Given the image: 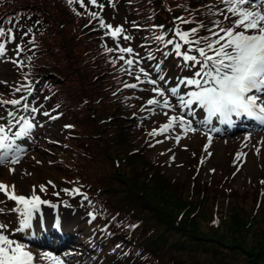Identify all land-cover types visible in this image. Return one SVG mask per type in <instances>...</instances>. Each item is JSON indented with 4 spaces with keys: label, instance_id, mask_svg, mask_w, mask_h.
I'll return each mask as SVG.
<instances>
[{
    "label": "rangeland",
    "instance_id": "374dc122",
    "mask_svg": "<svg viewBox=\"0 0 264 264\" xmlns=\"http://www.w3.org/2000/svg\"><path fill=\"white\" fill-rule=\"evenodd\" d=\"M170 1L173 7H180L177 0ZM191 2L204 5L214 2V0H196ZM184 5L183 3V6ZM10 6H17V8L26 6L37 13L40 19V23L37 27L40 32L36 37L34 51L35 54H39L38 57L50 53V61L49 63L44 62L46 65H38L35 61L33 64L37 66L36 70H50L48 73H52L54 81L56 76L59 77L56 80L59 89L55 91H59L58 94L61 97L62 89L67 90L70 94L67 104L73 105L75 109H71L75 112L78 111V114L76 116L74 111L69 112V114L75 113V118H71L72 127L69 130L70 138H68V132L65 131L62 138L59 139L57 135L60 134L58 130L61 120H50L48 117L43 118L41 115H37V126L33 130L35 135L32 137V144L34 143L38 146H32V149L27 150L25 155L21 156L17 164H6L9 165V167L5 170L0 167V183L11 186L12 184L9 179H12L13 184L20 189L26 190L28 189V185H33L39 180L48 181L47 178L51 177L54 179L53 181H59L57 184H61L50 187L51 181L48 184L49 190L72 187L73 184H76L75 181L80 180V178L75 176L78 173L71 174L64 169L60 170L56 165L58 163L56 161L65 160L67 158L69 148L73 147V137L71 134L95 132L99 139L95 138L96 145H90L88 147L92 148L93 153L91 157L87 159L93 164V167H90L87 171L96 175V177L98 176L104 181V184L108 185L109 189L113 192L111 197L114 203L117 204V202L123 201L125 197L136 202V206L139 209L136 214L137 219H139V217L142 219V214L151 216L145 209L149 208L152 211L151 214L154 216H159L157 214H160V216L164 214V221L170 219L174 220L178 211H175L173 202L168 201L170 200L168 193L171 192L175 194L183 203L189 202L190 193L199 191L200 188L203 187L201 183H205L207 186L205 188L208 195L209 193L217 192L225 187H232V189L242 192V198L247 202V206L250 205L252 199V182L257 179L264 181V126L257 125L254 130L238 129L235 131L228 126L225 127V130H228L225 135L220 133V131L210 132L206 135L204 134L206 130L182 133L176 128L172 132L165 134L171 137L169 139H165L164 135L156 136L159 140L164 141L163 143L151 141L148 137L146 138V131L138 128L135 118L137 112L134 111L140 110V114L146 113L145 117H149L150 114H153L155 120L160 122L164 121V123H166L167 117L163 114L165 110L157 109L155 112L141 111L142 106L153 96V93L141 91L139 89L133 90L123 88L124 82L133 83L135 79L133 77V81L131 79L126 81L124 79L125 76L119 75L121 72H118L117 69L123 65V61H121V63L117 61L118 63L115 67L110 65V63L106 64L104 57L109 56V53L105 52V48L102 45L99 48L95 36L96 28L93 23L89 24V20H83L82 16L77 15L68 4V0L67 2L66 0L65 2L64 0H0V10L7 9ZM198 6L199 5H193L194 8ZM177 13V16H179L181 14L185 15L187 12L184 10L181 11L180 8V11ZM198 18L204 19L203 15H198ZM106 19L107 24H111L113 27H124V16L122 14L112 16L108 11ZM176 23L177 21H175V24ZM85 25L89 26L85 27ZM36 31L37 29L35 32ZM72 35H76V37L80 36L78 45L76 46L74 44L76 47L75 56L70 53L71 50L75 48L72 44L73 42L70 40ZM98 36H100V34H98ZM39 37L41 38V42ZM102 41H107L109 43L114 42L109 36H105ZM120 44L122 47H132L134 52L138 53L133 47L131 40L124 41L120 38ZM44 45H46V47ZM61 47L69 49V51H66V55L62 52ZM70 47L73 48L71 49ZM56 52L57 54H55ZM124 55L127 58L128 54ZM85 56L90 59L89 62L86 61ZM31 57L34 60V57ZM112 57L115 58L116 55L114 54ZM143 66L148 71L152 70V66L148 65L147 62H144ZM25 71L26 69L24 67L21 68L14 65L12 72L5 76L2 70H0V94H2L0 98L4 100L13 99L12 97L15 94L13 95L10 93L14 87L19 86L23 77V72ZM169 74L175 73H172L171 70ZM66 75L70 78H74V80L65 81L64 77H66ZM38 79L39 78H36L35 81ZM52 86H54V84H52ZM143 87L148 88L150 86L143 85ZM118 89L122 90L118 91ZM113 93H116V95H113ZM23 94L26 93L24 92ZM40 94L41 93L36 95V93H33L29 98L30 101H35L37 104L38 101L42 100L40 105H43L46 100H43ZM51 94H53V92ZM81 95L84 98L87 97L86 100H82L83 97ZM92 99L94 100L92 101ZM82 102H85V104H82ZM48 106L53 107L50 104H48ZM53 109L54 108H51L50 111ZM175 114L176 113L173 111H168V115ZM55 115H57V113ZM204 118L205 117H203V119ZM214 121L216 120L214 119ZM73 122L74 125H76L75 129L72 124ZM160 122L155 124L157 128ZM239 122L240 121H237V123ZM197 125L198 124H194V126ZM135 126H137V129ZM177 134L181 135V139L178 143L175 139ZM248 134H250V138L245 140V136ZM209 135L212 136L210 143L208 139ZM75 142H78V140H75ZM205 145H208L207 150H205ZM22 147L24 148V146ZM169 149H171V152L168 151ZM257 149H259V151H257ZM106 150L110 151L109 154L113 155V158L107 156ZM162 152L165 154L161 155ZM172 156L175 158L170 159ZM125 159L127 161L129 159V162H126ZM131 161L135 162L131 163ZM10 167L14 168V172L10 173ZM141 169L148 170L149 172L146 171L144 174H141ZM151 172H154L155 176L162 177L166 180V183L169 182L174 187H169L165 183L159 181L160 185L157 186L158 189H155L154 182L158 180H151L146 185H143L141 181L144 175L150 176ZM79 174L85 176L83 172H79ZM91 174L88 175L91 176ZM39 194L42 195L41 193ZM57 194L60 195L59 192ZM101 195H105V193ZM114 197H116V199H114ZM54 198L56 199V203H54V205H56V210H60L63 201L58 196H54ZM191 202L193 206L196 204L202 206L206 205V209H203L207 211L206 216H196L195 221V223L197 222L198 224H206L205 222L210 214L211 207L209 201L206 204L204 202L201 203L199 198L195 196ZM79 205V202L75 204L76 207ZM129 205L132 207V204ZM122 207L113 204L114 210H116V208L119 210ZM62 209H64L63 205ZM214 209L211 210V214ZM72 217L73 216H68L67 218L70 219ZM74 218L78 219L77 215H75L73 219ZM177 220L178 217L176 216L175 221ZM62 222L63 221H61V223ZM82 222L83 220H80L75 224L74 232L71 234L72 239L69 242L74 246H80V249L63 245L64 247L59 254L54 253L46 247V234L42 232V238L36 230L35 233L38 236L36 243L27 245L21 242V244L26 245L27 250L35 254L38 258L36 264H55L50 258L42 257L43 253H50L51 255H56L61 258H63V254H70L69 260L63 258L67 261V264H99L94 248L91 249L92 258L88 260L75 256L76 251H89L92 246L83 244L77 239V235L80 232L78 225ZM0 223L5 224L2 216H0ZM163 227V224L157 226L160 230L163 229ZM7 234H9L8 230ZM251 234L252 233L249 235ZM41 244L45 246L44 249L40 248ZM82 244L84 246H82ZM223 249L227 252L229 260L226 261V264L231 261H235L237 264L238 262H240V264H252V262L248 260L252 259L253 256L250 258V252L247 253L245 249H233L232 246L229 245L224 246ZM257 257L260 260L262 259V255H258ZM237 258L238 260L236 261L235 259ZM138 261L140 264H151L150 260L145 261L144 259H140Z\"/></svg>",
    "mask_w": 264,
    "mask_h": 264
},
{
    "label": "snow or ice",
    "instance_id": "6c2138e0",
    "mask_svg": "<svg viewBox=\"0 0 264 264\" xmlns=\"http://www.w3.org/2000/svg\"><path fill=\"white\" fill-rule=\"evenodd\" d=\"M74 2L79 3L80 7H85L83 0H68L69 5ZM88 2L100 11L105 6L98 4L97 0H88ZM73 11L81 15L76 9ZM185 11L188 17H177L176 19L181 25L194 24L195 27L185 31L180 26L174 25L169 32H164L163 25H152L147 29L151 32V36L145 37V44L142 45L145 49L144 56L135 53L132 47L121 46L120 38L124 41L132 39L126 34L123 26L113 27L107 24L99 12L87 13L91 17L89 24H92L93 20L96 21L98 28L104 31V36H110L115 42V47L104 45L106 53L118 54L110 63L115 67L117 60L123 61V65L117 71L135 77V83L124 82L123 88L153 93V96L142 106L141 111L165 110L163 114L167 117V122L159 129H153L149 135L153 137L164 135L165 139H169L171 137L165 134L176 128L182 133L206 130L204 134L207 135L210 132L220 131L212 126L214 119L221 125L230 127L236 126L237 121L243 120L254 121L264 126V0H214V2L197 8L189 6L185 8ZM198 15H203L206 19H198ZM9 23L11 26L4 27L0 22V57L5 55L7 44L14 43L16 39L14 29L18 25ZM88 26L85 25V27ZM133 26L139 27L135 22ZM201 32H204V35H200ZM30 33L31 29L24 32L23 36H28ZM169 33L172 39L166 38ZM176 36H179L183 45L187 46L185 50H181L183 46L175 40ZM28 42L33 43L32 40ZM152 43L158 46L157 52L171 45L170 51L164 52L165 57L174 54L181 58V67L194 70L191 76L179 77L176 84L171 85L166 76L162 74V64L156 60V55L151 48ZM24 50L22 43L16 44L13 50L16 59H12L11 62L17 67H24V62L19 59ZM124 54H128L127 58ZM28 59L32 58L28 57ZM145 61L152 66L151 71L143 66ZM25 80L26 83L14 87L10 94L21 92L26 94L12 100L0 98V109L6 108L7 105L12 106L7 110L6 115L0 116V165L6 163L15 165L19 162L26 151L20 142L31 138V133L37 126V115H43L50 120L58 119L59 115H62L52 114L56 112L59 105L52 111H41L43 105L37 106L35 101H30L29 98L35 91L34 82L28 81L27 76ZM143 85L150 87L144 88ZM120 90L122 89H118ZM44 99L48 100L50 97L45 96ZM197 109L206 113L203 120H196ZM168 111L176 114L168 115ZM194 124L199 126H194ZM65 127L71 128L72 125H65ZM249 138L250 134L245 136V140ZM175 139L178 143L181 135L177 134ZM208 139L210 143L212 136L209 135ZM156 142L163 143L164 141L157 140ZM207 147L208 145H205V150ZM168 151L171 152V149ZM164 154L161 153V155ZM174 158V156L170 157V159ZM9 171L14 172V168L10 167ZM16 187L15 184L8 186L0 183V193H3L8 201L15 203V207L9 210L17 215V227L14 231H31L37 214H40L39 227L46 230L41 205L51 207L55 205H50L49 201L43 200L37 194L35 186L31 194L23 191L17 194ZM39 190L44 192L46 188L41 185ZM63 191L67 193L69 190L64 189ZM71 191L79 194V189ZM84 199L87 200V196ZM0 203L5 202L0 201ZM3 214L4 210L0 208V215ZM89 215L95 219L92 213ZM7 227L6 224L0 223V264H36L38 258L35 254L28 251L26 245L12 239L11 235L7 234ZM53 227L57 229L61 227L59 216ZM129 227L135 228L136 225L132 224ZM119 247L117 245V248ZM42 257L50 258L55 264H67L65 259L50 253H43Z\"/></svg>",
    "mask_w": 264,
    "mask_h": 264
},
{
    "label": "trees",
    "instance_id": "16d2710c",
    "mask_svg": "<svg viewBox=\"0 0 264 264\" xmlns=\"http://www.w3.org/2000/svg\"><path fill=\"white\" fill-rule=\"evenodd\" d=\"M177 1L179 2L180 7H173L170 0H111V4L104 2L105 6L100 12L102 15H108V11L111 15L116 14V16L124 14L126 16L125 24L132 28L131 32L135 41L137 43H145V37L151 36V32L147 29L152 25H163V31L169 32L172 20H177V17L188 16V13L177 16V12L180 11V8L181 11H185V8L189 6L191 8H194L193 5L201 6L200 4H194L191 2L196 0ZM83 2L85 7H80V4L75 2L70 6L72 10L76 9V11L81 13L80 16H82L83 20H90L91 17L87 13L93 5H91L88 0H83ZM183 3L185 4L184 6ZM203 18L206 19L205 16H203ZM37 21L40 23L37 13L26 6H20L19 8H17V6H10L7 9L0 10V22H2V26H11L9 22L18 25V27L14 29L16 37L15 42L11 43L12 47L9 48L11 50L9 64L3 63L2 73L7 76L12 72L14 65H16L11 62L12 59H16V54L13 50L15 49L16 44L22 43L25 50L21 53L19 59L24 62V68L26 71L23 72V77L19 85L27 82L25 80V76H27L28 81L34 82L36 92L41 93L40 95L43 100H45V96L50 97V99L44 102L41 111H50L51 108L56 109V106L59 105L56 112L52 113L53 115L56 113L62 114L58 118V120H61V123H59L60 127L58 131L60 134L57 135V138H62L65 131L68 132V138H70V128H66L65 125H71V118L74 119V114L76 113V116L78 114V111L75 112L71 109H75L73 105L67 104L69 102L68 96L70 94L67 90L62 89L60 97L58 94L59 91H55L59 89L58 84L56 83V80L59 77L56 76L54 81L52 73H48L50 70H36L37 66L33 64L35 61L38 65H46L44 62L49 63L50 61V53L38 57L39 54H35L34 51L36 37L40 32L38 31L39 29L37 26L39 23H37ZM133 22L139 27H134ZM92 23L95 27L97 22L93 20ZM95 28V36L99 48L101 45L104 47L105 44L109 47V42L102 41L101 39V30L97 27ZM29 29H31L30 35L23 36L24 32H27ZM36 29L38 32H35ZM98 34H100V36H98ZM200 35H204V32H201ZM22 36L23 40H21ZM166 38L170 39V33ZM29 40H32L33 43H29ZM70 40L75 47V45H78L80 36L76 37V35H72ZM44 46L46 47V45ZM157 47L156 44H151L152 51L155 53L156 58L162 56L164 58L173 59L171 54L165 57V55L156 53ZM171 47L172 46L169 45L167 49H163L160 52L164 54L165 51H170ZM61 48L64 55H66V51H69V49ZM70 48L72 49L73 47ZM141 48L144 49V47ZM75 51L76 47L72 49L70 53L75 56ZM55 54H57V52ZM113 55L114 53H109V56L104 57L106 64L110 63L113 59ZM31 56L34 57V60ZM28 57H31L32 59L29 60ZM86 61L89 62L90 59L86 57ZM110 65L113 64L110 63ZM119 75L125 76L121 73ZM36 78L39 79L35 81ZM124 79L127 81L129 77L125 76ZM64 80L69 81L74 80V78H70L66 75ZM52 84H54V86H52ZM52 92L53 94H51ZM23 93L24 92L15 93L12 98L18 99ZM86 98L87 97H83L82 100H86ZM93 100L94 99H92V101ZM48 104L53 107H49ZM82 104H85V102H82ZM71 111H74L75 113L69 114ZM41 117L45 118L43 115H41ZM72 124L75 129L76 125H74V122ZM153 127L154 123L153 121H150L147 128L140 129L146 131V138L148 137L151 141H153V137L149 135V133L152 132ZM71 136L73 137V147L69 148L67 158L65 160H57L56 162L58 163L56 165L60 170L64 169L71 174H76L77 172L78 174L75 176L80 178V180L75 181L76 184H73L72 187H64L61 189L62 191L64 189H68L69 191L70 189H79V193L81 192L80 194H82L81 196H87L88 199L86 201L90 204L94 213H97L98 227H100L99 230L104 238V240H102L104 245L99 250L103 259V264H140L138 261L140 259H144L145 261L150 260L151 264H226V261L229 260L227 252L223 247L228 245L232 246L233 249L242 248L245 249L247 253L250 252L249 257L252 258L253 256V258L248 261H251L252 264H264L263 180L257 179L252 182L253 200L251 199L249 206H247V202L242 198V192H238L236 189H232V187H225L217 192L209 193L208 195L205 188L207 186L205 183H201L203 187L200 188V192H191L189 202L183 203L179 197L175 196V194L171 192L168 193L170 199L168 201L173 202L175 211H178L176 214L178 217L177 221H175L176 216L174 217V220L170 219L164 221V214L161 216L160 214H157L159 216H154L151 214L152 211L149 208L145 209L151 216L147 214L143 215L140 211L143 220L140 217L137 219L136 214L139 209L136 206V202L125 197L123 201H116L117 204L114 203V200L111 197L113 192L109 189L108 185L104 184V181L98 176L96 177V175L87 171L90 167H93V164L87 159L90 158L93 153L92 148L88 147L90 145H96L95 138H98V135L95 132H89L83 134L75 133L71 134ZM75 140H78V142H75ZM105 152L107 156H113L109 154V150H106ZM125 161L129 162V159L128 161L125 159ZM134 162L135 161H131V163ZM146 171L149 172L148 170L141 169V174H144ZM79 172H83L86 177L81 176ZM88 174H91V176ZM47 180L48 181L39 180L37 187L39 186L40 188L41 185H44L46 188L51 181V186L61 184H57L59 181H53L54 179L51 177H48ZM151 180H158L154 182L155 189H158L157 186L160 185L159 181L165 183L169 187H174L169 182L166 183V180L162 177L155 176L154 172H151L150 176L144 175L141 182L143 185H146ZM102 193H105V195H101ZM195 196L199 198L201 203L204 202L206 204L209 201L211 205L210 214L205 222L206 224L202 225L197 222L195 223L196 216H206L207 214V211L203 210L206 209V205H192L191 201ZM114 199H116V197H114ZM4 200L7 199L4 198ZM113 204L119 205V207H122L123 205V207L119 210H117V208L114 210ZM129 204H132V207H130ZM213 209L214 211L211 214V210ZM95 221L96 218L89 220L86 224L92 226ZM132 224H135L136 227H129V225ZM160 224H163L164 226L161 230L157 228ZM102 227H106L105 230H102ZM250 233L252 234L249 235ZM117 245L120 247L117 248ZM258 255H262L261 260L258 259ZM235 260L237 261L238 258ZM228 264H237V262L231 261L228 262ZM238 264H240V262H238Z\"/></svg>",
    "mask_w": 264,
    "mask_h": 264
},
{
    "label": "bare ground",
    "instance_id": "6f19581e",
    "mask_svg": "<svg viewBox=\"0 0 264 264\" xmlns=\"http://www.w3.org/2000/svg\"><path fill=\"white\" fill-rule=\"evenodd\" d=\"M75 219V218H74ZM60 221H63L61 223V227L59 228L60 229V233L63 234V235H66L68 234L69 230L68 228L70 229V225H69V222L68 221H65V220H60ZM72 225V224H71Z\"/></svg>",
    "mask_w": 264,
    "mask_h": 264
}]
</instances>
